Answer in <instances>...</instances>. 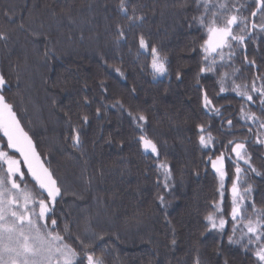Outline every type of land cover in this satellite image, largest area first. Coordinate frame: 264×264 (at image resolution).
I'll list each match as a JSON object with an SVG mask.
<instances>
[{
  "label": "trees",
  "instance_id": "obj_1",
  "mask_svg": "<svg viewBox=\"0 0 264 264\" xmlns=\"http://www.w3.org/2000/svg\"><path fill=\"white\" fill-rule=\"evenodd\" d=\"M113 2L0 0V30L11 31L7 48L0 43V70L12 85L8 98L16 105L25 129L34 135L37 150L51 154V167L61 183L83 197L76 200L69 196L64 204L71 211L73 231L86 216H92L96 218L97 231L119 234L118 240L106 242L107 264H191L193 245L200 248L206 264H220L223 257L216 256L219 237L215 233L201 237L205 227L201 210L215 198V179L210 167L206 172L200 159L208 153H201L187 139V128L193 120L209 119L198 110V93L193 87L192 77L198 70L199 57L189 54L197 35L187 30V19L196 14L191 0L186 10L179 8L181 0H138L147 14L143 30L150 35L152 43L162 46L170 60L171 75L157 80H153L149 70H140L150 58L137 59L135 48L129 52L128 44L119 48L111 44L105 27L104 5ZM5 12L16 13L14 21L10 22ZM21 22L25 25L23 29L18 27ZM32 31L39 32L40 38H34ZM46 49H51L48 57L44 56ZM101 53L105 54L107 65L122 69L126 79L100 60ZM253 55L250 48L249 57ZM236 63L239 66V60ZM177 68L185 73L182 81L176 80ZM243 76L250 80L251 72L245 70L241 79ZM100 80L107 84L108 100L118 97L126 107L144 111L149 116V132L167 141L162 153L172 163L176 179L175 189L166 196L170 202L168 219L176 229L175 247L170 244L171 227L165 223V212L155 200L162 188L155 183L156 170L150 166L153 161L139 154L132 139L137 133L118 111L109 109L99 118L95 116L101 96L97 88ZM211 82V79L202 80L206 85ZM133 87L134 95L130 94ZM84 96L93 98V103L82 105ZM53 100L57 101L55 106ZM228 102L232 107L224 109L225 116L239 110L240 102L230 95L216 104ZM66 111L73 114L74 121L77 112L91 116L83 131L84 156L64 140ZM219 123L215 121L216 125ZM214 135L220 134L214 132ZM109 138L112 143L107 142ZM121 141L123 148L119 146ZM250 151L253 164L264 172V145ZM85 167L87 176L93 178L91 187L85 180ZM247 181L256 189L259 204L264 194V177L253 174ZM98 198L102 203L97 202ZM228 255L231 264H249L239 248L233 247Z\"/></svg>",
  "mask_w": 264,
  "mask_h": 264
},
{
  "label": "snow or ice",
  "instance_id": "obj_2",
  "mask_svg": "<svg viewBox=\"0 0 264 264\" xmlns=\"http://www.w3.org/2000/svg\"><path fill=\"white\" fill-rule=\"evenodd\" d=\"M191 4L196 14L187 19V30L197 35L189 54L199 57L198 70L192 77L193 87L198 93V110L209 119L193 120L187 128V139L201 153H208L200 159L206 172L210 167L216 183L215 198L201 210L205 225L201 237L212 233L219 237L216 256L223 257L220 264H231L228 253L233 247L243 252L249 264H264V194L258 204L256 189L247 181L253 174L264 177V172L253 164L250 151L264 145V71H261L264 0H191ZM143 7L138 0L105 4V27L114 47L128 44L129 52L135 48L137 59L150 58L140 70H149L153 80H157L171 75L170 60L162 46L152 43L150 35L143 30L147 19ZM188 7L189 0H181L179 8ZM4 15L10 22L16 17V13ZM18 27L23 29L25 25L21 22ZM31 35L36 39L41 36L36 31ZM10 37L9 29L0 30V43L5 48ZM250 48L255 53L251 58ZM50 53L51 49H46L44 56ZM99 58L107 65L105 54L101 53ZM107 67L126 79L120 67ZM245 70L251 72L250 80L247 76L241 79ZM184 76V71L177 68L176 80L182 81ZM205 79H211V84H203ZM16 87L19 88V77ZM11 88L10 80L0 70V264H107L106 242L118 240L119 234L97 231L96 218L92 216H86L73 231L71 211L64 204L69 196L76 200L83 197L61 183L51 167V154L37 150L34 135L25 129L16 105L8 98ZM97 88L101 96L95 109L96 118L109 109L126 116L130 128L137 133L132 137L137 151L153 161L150 166L156 170L155 183L162 188L155 200L165 212V223L171 227L170 244L175 247L176 229L168 219L170 202L166 196L175 189L176 179L172 163L162 153L167 141L149 132V116L144 111L126 107L118 97L108 100L104 80L97 83ZM135 92L134 87L130 89V94ZM229 95L240 102L239 110L225 116L224 109L231 108V102L218 106L216 101ZM52 103L55 106L57 101ZM92 103L93 98L83 97L82 105ZM64 117L65 142H70L71 149L84 156L83 131L90 124V114L77 112L74 121L73 114L66 111ZM216 120L220 121L219 125L215 124ZM225 136L231 138L224 139ZM107 142L112 143V139ZM119 146L123 148L122 141ZM84 174L91 187L93 178L87 176L86 167ZM97 202L102 200L98 198ZM191 253V264H206L198 246L193 245Z\"/></svg>",
  "mask_w": 264,
  "mask_h": 264
},
{
  "label": "rangeland",
  "instance_id": "obj_3",
  "mask_svg": "<svg viewBox=\"0 0 264 264\" xmlns=\"http://www.w3.org/2000/svg\"><path fill=\"white\" fill-rule=\"evenodd\" d=\"M229 229H230V225H229Z\"/></svg>",
  "mask_w": 264,
  "mask_h": 264
}]
</instances>
